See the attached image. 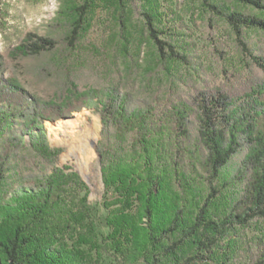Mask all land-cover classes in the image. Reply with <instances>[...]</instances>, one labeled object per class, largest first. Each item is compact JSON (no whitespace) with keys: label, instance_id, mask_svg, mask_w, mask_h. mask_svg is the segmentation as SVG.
<instances>
[{"label":"trees","instance_id":"obj_1","mask_svg":"<svg viewBox=\"0 0 264 264\" xmlns=\"http://www.w3.org/2000/svg\"><path fill=\"white\" fill-rule=\"evenodd\" d=\"M200 1L233 30L252 66L249 74L243 63H226L223 89L213 94L170 85L139 93L116 83L83 91L70 61L34 72L49 85L45 99L6 75L0 54V264H264V231L245 235L264 220V53L243 38L245 30L264 32V20ZM231 1L264 13V0ZM63 4L64 37L26 33L10 62L53 58L61 40L73 49L97 9L108 16L99 23L100 56L113 62L130 8L159 65L188 63L186 26L161 0ZM84 108L101 123L102 215L80 177L57 166L61 150L44 128Z\"/></svg>","mask_w":264,"mask_h":264},{"label":"rangeland","instance_id":"obj_2","mask_svg":"<svg viewBox=\"0 0 264 264\" xmlns=\"http://www.w3.org/2000/svg\"><path fill=\"white\" fill-rule=\"evenodd\" d=\"M161 1L179 14L186 26L184 40L189 56L187 64L177 62L159 65L141 19L130 8L123 10L122 22L125 30L122 31V40L113 62L105 56L104 59L100 56L104 54V43L101 41L99 23L105 21L108 16L97 9L89 13V30L73 46L76 51L67 46L68 42L61 40L54 59L45 56L13 64L8 59V52L19 44L26 33L44 36L52 32L57 39L64 37L65 28L67 29L65 24L68 22L66 11H63L64 0H0V54L7 60L6 75L17 77L28 91L46 99L51 95L49 85L35 77L34 72H51L61 63L67 65L70 61L73 66L68 72L76 76V84L83 91L116 83L122 86L130 85L139 93L157 90L164 92L170 85L184 95H209L223 89L224 81L221 79L220 70L226 63H243L246 72L252 74V66L248 64L250 58L239 47L233 30L225 21L209 13L200 0ZM221 3L243 16L264 20V13L231 0H221ZM243 38L249 47L264 53L263 31L245 30ZM123 50L127 53L124 54ZM254 54L260 56V53ZM152 66L155 69L150 73ZM64 119L73 120L74 126L66 130H49L46 122L44 123L49 144L61 150L57 166L67 167L80 177L88 187V203L102 215L104 191L96 150L101 129L99 115L84 108L54 123ZM78 133L89 138L92 155L87 160L70 150L72 137ZM252 225L250 231L245 233L246 237L256 235L258 230L264 231V220H256Z\"/></svg>","mask_w":264,"mask_h":264},{"label":"bare ground","instance_id":"obj_3","mask_svg":"<svg viewBox=\"0 0 264 264\" xmlns=\"http://www.w3.org/2000/svg\"><path fill=\"white\" fill-rule=\"evenodd\" d=\"M73 123H74L73 120H66V119L61 120L57 123H53V124L50 122H46L49 130H52L54 128H60V130L62 129L66 130L68 128H72V126H74ZM88 139L89 138H87L86 135H82L78 133L72 137L71 144H70V150L75 151L77 153L76 155L81 156L83 160H87L92 155L91 145L88 143L89 142ZM92 143L94 145V142Z\"/></svg>","mask_w":264,"mask_h":264}]
</instances>
